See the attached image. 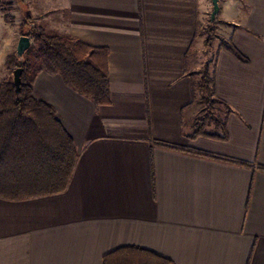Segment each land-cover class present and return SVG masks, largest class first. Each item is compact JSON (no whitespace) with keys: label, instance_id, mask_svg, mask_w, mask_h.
Instances as JSON below:
<instances>
[{"label":"crops","instance_id":"crops-1","mask_svg":"<svg viewBox=\"0 0 264 264\" xmlns=\"http://www.w3.org/2000/svg\"><path fill=\"white\" fill-rule=\"evenodd\" d=\"M35 3L40 21L61 15L59 35L108 50L112 100L37 75L33 96L55 108L80 156L65 191L0 197V264H104L123 246L174 264H264V0H220L212 72L227 140L192 137L204 107L193 102L197 29L212 0ZM17 24L0 11V83Z\"/></svg>","mask_w":264,"mask_h":264},{"label":"trees","instance_id":"trees-1","mask_svg":"<svg viewBox=\"0 0 264 264\" xmlns=\"http://www.w3.org/2000/svg\"><path fill=\"white\" fill-rule=\"evenodd\" d=\"M25 17L27 31L23 35L34 38L37 56L30 61L25 54L20 58L14 53L8 59L9 64L23 68L19 93L14 78L0 83V197L12 200L65 191L80 156L73 138L58 120L55 108L33 96L37 75L43 70L59 74L68 86L97 105H107L112 100L106 48L50 33L37 26L30 13ZM207 44L209 46V42ZM229 49L243 59L236 48L230 46ZM198 90L204 94L201 99L197 97ZM215 94L214 74L204 71L201 84L196 85L193 102L222 103ZM206 118L207 113L195 120L192 137L229 138L224 118L212 117L215 122L212 132L206 130ZM189 152L211 156L196 150ZM153 185L155 189L154 172ZM103 263L174 264L168 257L138 246L115 249L104 256Z\"/></svg>","mask_w":264,"mask_h":264},{"label":"rangeland","instance_id":"rangeland-1","mask_svg":"<svg viewBox=\"0 0 264 264\" xmlns=\"http://www.w3.org/2000/svg\"><path fill=\"white\" fill-rule=\"evenodd\" d=\"M19 1L20 0H0V11L7 13L9 20L15 22V24L18 23L17 25L20 24L22 26V28L20 29L21 30L20 37L23 35V32L27 31L25 27L26 13L31 14L32 21H34V23L37 26L44 28L50 33H56L57 31L55 30L57 28L56 25H58L59 24L58 22L61 20L60 19L61 15L57 13V11L55 13L50 10V12H48V17L44 18L43 20L41 19L40 21V19H38V16L43 15L42 13L45 12V10L43 9V5L35 3L36 0H27L28 4L25 5L21 4ZM212 11L213 10L211 8L208 11V13L205 15L203 20L199 22V29L197 33L198 34L197 54L199 55V59L201 60V68L197 73L198 76L197 79L199 85L201 84L204 71H208L210 75L212 74L215 51L217 49V46L220 43L224 42L223 35L220 34V32H218L217 21L216 20L214 22L211 21ZM30 38L32 40V44L31 47L26 51L24 57L30 61H34L37 56V43L35 42L32 36ZM208 42H209V46L207 44ZM16 51H17V46L14 47V53H17ZM16 68L17 66H15V64H12L11 66L12 78H14V71L16 70ZM29 68L33 70L31 65H29ZM203 96H204L203 92L198 90V99H201ZM224 112L225 110L223 106H221L218 103H212L211 105L204 104L203 111H201L200 114H198L196 119L199 116L206 115L207 113L206 130L212 132L214 131V127H215V122L213 121L212 117L219 116L223 118Z\"/></svg>","mask_w":264,"mask_h":264},{"label":"water","instance_id":"water-1","mask_svg":"<svg viewBox=\"0 0 264 264\" xmlns=\"http://www.w3.org/2000/svg\"><path fill=\"white\" fill-rule=\"evenodd\" d=\"M213 3V11L211 13V21L214 22L216 19V16L218 15L220 11V0H212ZM31 38L26 35H22L19 39L18 45H17V55L22 58L26 51L31 47ZM23 68L18 67L14 71V83L16 86V90L19 93L21 89V76H22Z\"/></svg>","mask_w":264,"mask_h":264}]
</instances>
